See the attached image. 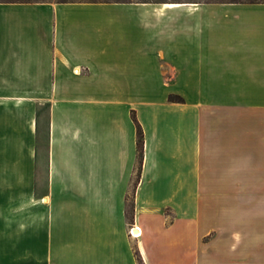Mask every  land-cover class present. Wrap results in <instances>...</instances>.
<instances>
[{
	"label": "crops",
	"instance_id": "crops-1",
	"mask_svg": "<svg viewBox=\"0 0 264 264\" xmlns=\"http://www.w3.org/2000/svg\"><path fill=\"white\" fill-rule=\"evenodd\" d=\"M134 250L264 264V3L0 0V264Z\"/></svg>",
	"mask_w": 264,
	"mask_h": 264
},
{
	"label": "trees",
	"instance_id": "trees-1",
	"mask_svg": "<svg viewBox=\"0 0 264 264\" xmlns=\"http://www.w3.org/2000/svg\"><path fill=\"white\" fill-rule=\"evenodd\" d=\"M143 1H150V0H143ZM212 1H218V2H250V3H256V2H259V3H264V0H212ZM168 99L170 101H174V102H182V98L179 96V95H176V94H170L168 96ZM132 118L135 122V125H136V134H137V150H138V154L139 156L141 157L142 155V149H143V133H142V129L139 125V123L137 122L135 116L132 114ZM126 215L128 217V219H132V212H131V208L130 209H127L126 210ZM134 253H135V256H136V259L138 261L139 264H142V260L138 254V251L137 250H134Z\"/></svg>",
	"mask_w": 264,
	"mask_h": 264
},
{
	"label": "rangeland",
	"instance_id": "rangeland-1",
	"mask_svg": "<svg viewBox=\"0 0 264 264\" xmlns=\"http://www.w3.org/2000/svg\"><path fill=\"white\" fill-rule=\"evenodd\" d=\"M34 1H136V0H34ZM150 1H159V0H150ZM40 111H41V114L43 116L45 114V112H46V108L42 107ZM39 143H40L39 144L40 145V150H41V153H42V161H43L42 166L44 167L45 153H46V130H45L44 124L41 126ZM130 231H132V230H130ZM131 235L133 236V234H131ZM23 262H25V259L23 260Z\"/></svg>",
	"mask_w": 264,
	"mask_h": 264
},
{
	"label": "built area",
	"instance_id": "built-area-1",
	"mask_svg": "<svg viewBox=\"0 0 264 264\" xmlns=\"http://www.w3.org/2000/svg\"><path fill=\"white\" fill-rule=\"evenodd\" d=\"M130 233L134 235V233L132 231H130Z\"/></svg>",
	"mask_w": 264,
	"mask_h": 264
},
{
	"label": "bare ground",
	"instance_id": "bare-ground-1",
	"mask_svg": "<svg viewBox=\"0 0 264 264\" xmlns=\"http://www.w3.org/2000/svg\"><path fill=\"white\" fill-rule=\"evenodd\" d=\"M137 234V233H136ZM135 233H134V235H136Z\"/></svg>",
	"mask_w": 264,
	"mask_h": 264
}]
</instances>
